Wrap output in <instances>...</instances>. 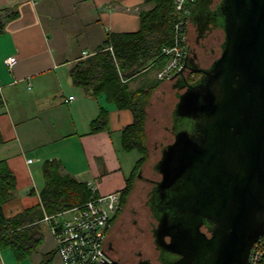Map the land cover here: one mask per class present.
Here are the masks:
<instances>
[{"label":"crops","instance_id":"obj_1","mask_svg":"<svg viewBox=\"0 0 264 264\" xmlns=\"http://www.w3.org/2000/svg\"><path fill=\"white\" fill-rule=\"evenodd\" d=\"M150 6L145 0H0V159L16 181L12 198L3 204L6 216L40 202L45 159L57 160L60 173L90 183L95 193L123 187L135 161L132 150L120 146V130L132 114L116 108L105 92L91 94L74 85L70 68L90 55L106 33L137 30L140 12ZM6 56L16 57V63L6 66ZM148 71L129 86L154 83L157 70L154 75ZM171 79L161 80L146 106L147 147L149 106ZM101 107L107 110L109 130L90 132ZM38 259H17L10 248L0 249V264Z\"/></svg>","mask_w":264,"mask_h":264},{"label":"water","instance_id":"obj_2","mask_svg":"<svg viewBox=\"0 0 264 264\" xmlns=\"http://www.w3.org/2000/svg\"><path fill=\"white\" fill-rule=\"evenodd\" d=\"M216 4L220 53L177 95L191 126L173 131L156 163L155 193L168 194L153 234L182 263L249 264L264 235V0Z\"/></svg>","mask_w":264,"mask_h":264},{"label":"trees","instance_id":"obj_3","mask_svg":"<svg viewBox=\"0 0 264 264\" xmlns=\"http://www.w3.org/2000/svg\"><path fill=\"white\" fill-rule=\"evenodd\" d=\"M198 1L192 0L185 5L187 14L183 18L184 32H186V21L188 18L192 19ZM145 2L150 3L151 6L140 12V24L137 30L106 33L90 55L79 58L70 68L74 85L84 88L91 94L103 91L116 108L128 109L132 114V121L120 130V146L124 151L136 150L139 156L123 187L118 190L120 207L113 215L112 221L121 212L132 190L138 170L149 157L145 129L146 106L161 79L135 88H131L129 82L151 68L158 70L166 60L162 47L172 45L176 37L174 24L178 14L174 9L173 0H145ZM216 26L221 28L219 25ZM3 28L0 18V33ZM182 44L185 46V42L182 41ZM188 50L189 47L185 46V55H188ZM183 70L177 71L171 78L182 76ZM199 71L190 72L197 76ZM193 78L189 76L188 80ZM98 130H109L108 113L102 107L90 121L89 131ZM59 167L60 163L57 160L45 159L41 168L43 186L39 191L40 202L12 216H6L3 212V204L12 198L16 181L6 161L0 159V249L10 248L17 259L32 257L42 243L41 221L44 215H53L81 204L94 194L86 181L78 180L67 173H60ZM56 256V248L53 247L41 253L35 264H54ZM259 264H264V254Z\"/></svg>","mask_w":264,"mask_h":264},{"label":"rangeland","instance_id":"obj_4","mask_svg":"<svg viewBox=\"0 0 264 264\" xmlns=\"http://www.w3.org/2000/svg\"><path fill=\"white\" fill-rule=\"evenodd\" d=\"M216 2L218 0H212L209 6L208 0H199L196 5V12L202 14V16H198L196 20L193 14V18H188L186 25L185 46L189 47L188 58L192 56L189 61L197 60L204 67H208L212 60L219 55L220 43L224 36L223 30L215 26L221 24V16L219 14L215 15L217 14L218 5L216 4L213 7ZM194 21H197L198 24L196 25ZM155 71L156 68H151L148 72L154 75ZM166 81V85L160 89L158 96L152 99L149 106L147 119L149 157L140 169L141 174L154 179L160 177L156 170V162L160 158L163 144L172 141V130L180 128L186 122L185 114L173 109L177 101V92L182 91L184 88L181 86L183 77L178 76ZM129 154L134 156L133 161L139 156L136 150H132ZM150 188V182L141 177H136L133 189L117 216L114 226L112 223V234L117 244L119 255L129 257L127 258L129 260L134 259V252H141L144 257H149L153 262L157 261L156 240L150 227V223H156V221L151 217L148 205L145 202ZM152 207L153 215L157 216V206L154 205ZM41 226L43 241L33 254V256L38 257H40L41 253L52 249L54 246V238L49 231L47 222H42ZM161 253L163 256L166 251L161 250ZM53 263L59 264L57 256L54 258Z\"/></svg>","mask_w":264,"mask_h":264},{"label":"built area","instance_id":"obj_5","mask_svg":"<svg viewBox=\"0 0 264 264\" xmlns=\"http://www.w3.org/2000/svg\"><path fill=\"white\" fill-rule=\"evenodd\" d=\"M191 1L173 0L174 9L178 14L174 24L176 37L172 45L162 47L166 60L156 71L158 79H170L183 66L185 57V46L182 44V41L185 42L183 18L187 14L185 5ZM108 49L111 50V47L108 46ZM3 62L11 67L16 63V57L6 56ZM30 161L31 159H28V162ZM88 185L94 194L85 202L43 217V220L48 222L49 231L54 238L60 264H102L108 260L106 240L113 223L112 217L120 207V193L118 190L95 193L90 183ZM263 254L264 235L253 243L249 264H259Z\"/></svg>","mask_w":264,"mask_h":264},{"label":"flooded vegetation","instance_id":"obj_6","mask_svg":"<svg viewBox=\"0 0 264 264\" xmlns=\"http://www.w3.org/2000/svg\"><path fill=\"white\" fill-rule=\"evenodd\" d=\"M194 16L196 17V20H197L198 16L201 17L202 14H198L196 11H194ZM195 24L196 25L198 24L197 21L195 22ZM191 59H192V56H190L188 58V61L186 62L185 68L183 70V75H182L183 78L185 77L184 81L187 83L193 82L196 79H198L202 75L201 70L206 68V67L202 66L197 60H194V61L192 60L193 62H190L189 60H191ZM193 70H200L199 74L197 76H195L194 73L190 72ZM189 76L194 77L193 80H188ZM182 85L185 86L184 83H182ZM182 91H178L177 95L180 94ZM177 100H178V96H177ZM176 102H175V104H176ZM175 104H174L173 109H175ZM190 126H191V122L189 120H186V122L183 124L184 128L190 129ZM172 131H174V130H172ZM172 134L174 137V132H172ZM170 142L163 144L162 148ZM162 148H161V150H162ZM160 157H161V155H160ZM158 160H157V162H158ZM159 175H160V177L158 179H154V178L145 176L141 173H140V176L136 175L137 177H141L143 179H146L151 184V188L149 189V191L147 193V197H146L145 202H146V205H148L151 217H153L156 221V223H154V222L150 223V227H151L152 232L154 231V229L157 225V219H156V216L153 215V207L152 206H154V205L157 206L156 208H158V214L159 215L162 212H164V210L166 209L165 207L167 206L166 205L167 198H165V196L168 193L166 191L162 192L164 194V196L161 195V193H158V192H157L158 194L155 193V188L157 187L156 183H157V181H160L161 173H159ZM201 229L209 235V231H208L206 226H202ZM166 241H170L168 236H166ZM157 250H158V254H157V261L156 262H153L147 256L144 257L141 252H134V259L129 260V259H127L129 257H126V256L123 257L122 255H119V250H118L117 244L114 240L113 234H111V236H108L107 240H106V252H107L108 260L106 262H103L102 264H187L186 262L182 263V255H180L174 251H166V254H164L163 255L164 257H163L160 249L157 248Z\"/></svg>","mask_w":264,"mask_h":264}]
</instances>
